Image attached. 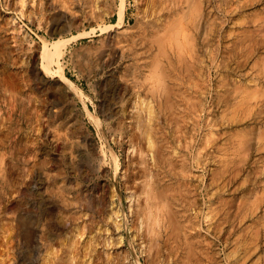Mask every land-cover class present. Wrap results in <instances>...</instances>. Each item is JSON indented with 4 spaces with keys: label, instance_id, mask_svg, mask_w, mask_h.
Segmentation results:
<instances>
[{
    "label": "rangeland",
    "instance_id": "1",
    "mask_svg": "<svg viewBox=\"0 0 264 264\" xmlns=\"http://www.w3.org/2000/svg\"><path fill=\"white\" fill-rule=\"evenodd\" d=\"M18 1L0 0V264H60L73 233L75 264H264V0Z\"/></svg>",
    "mask_w": 264,
    "mask_h": 264
},
{
    "label": "bare ground",
    "instance_id": "2",
    "mask_svg": "<svg viewBox=\"0 0 264 264\" xmlns=\"http://www.w3.org/2000/svg\"><path fill=\"white\" fill-rule=\"evenodd\" d=\"M18 2H20V4H21V8L23 7L24 8V2H26L25 0H20V1H18ZM18 4V3H17ZM18 6H20V5H18ZM122 14V13H121ZM122 17V16H121ZM173 23V22H172ZM171 23V24H172ZM169 25V24H168ZM171 27H172V25H171ZM201 28V27H200ZM166 29H167V26H166ZM168 29H169V27H168ZM170 29H173L174 30V26L172 27V28H170ZM17 30H18V28H17ZM169 31V30H168ZM176 31V30H175ZM180 31V30H179ZM177 32H178V30H177ZM160 33V35H161V32H158L157 34H159ZM164 34H166L165 33V30H164V32H163ZM169 33H170V31H169ZM173 33V32H172ZM186 33V32H185ZM174 34H176V32H174ZM177 34H179V33H177ZM84 35V34H83ZM185 36V35H184ZM158 37H159V35H158ZM162 37V36H161ZM169 37V36H168ZM172 37V36H171ZM176 37V36H175ZM186 37H187V33H186ZM147 38V37H146ZM178 38V37H177ZM153 39H154V37H153ZM157 39V38H156ZM162 39V38H161ZM67 40V39H66ZM66 40H62V39H59L58 41H55L53 44H52V48L51 49H49V47H48V45L46 44V43H44V45H43V47H42V58H43V60H44V62L46 61L47 63L46 64H44V68H46L47 70H48V72L49 73H51V74H57V73H61L62 72V69H61V62H59V60H60V58H61V56L63 55V48L65 47V45H67L66 43H68V40L66 41ZM173 40H175V38L173 39ZM70 41V40H69ZM157 41H158V39H157ZM163 41V40H162ZM161 41V42H162ZM151 42V41H150ZM164 42V41H163ZM176 43H177V40L175 41ZM165 43V42H164ZM157 45H158V42H157ZM180 46V44H176V46ZM154 46V45H153ZM152 46V47H153ZM162 46V45H161ZM175 46V47H176ZM178 46V47H179ZM176 49H180V47L179 48H176ZM171 50H172V48H171ZM170 51V50H169ZM168 51V52H169ZM182 51V50H181ZM162 53L164 52V51H161ZM160 52V53H161ZM175 52V51H174ZM174 52H172V53H174ZM180 52V51H179ZM178 52V54H177V57L179 56V53ZM156 54V53H155ZM154 54V55H155ZM175 54V53H174ZM182 54V53H181ZM166 55H168V54H165V58L167 59V57H166ZM172 55V54H171ZM186 55V54H185ZM163 56H164V54H163ZM169 56V55H168ZM155 57V56H154ZM159 57V56H158ZM171 57H173V56H171ZM175 57V56H174ZM169 59L170 60H172V58H170L169 57ZM178 59V58H177ZM180 59V58H179ZM182 59V58H181ZM156 61L158 60V59H155ZM154 60V61H155ZM168 60V59H167ZM155 61V62H156ZM177 61V60H176ZM187 61V60H186ZM186 61H184V62H186ZM154 62V63H155ZM161 62V66L164 64H162V61H160ZM168 63H169V61H167ZM174 62H175V59H174ZM183 62V63H184ZM57 64V66H58V70L56 71V72H53L52 71V69H51V66H52V64ZM153 63V64H154ZM179 63H182L181 61L179 62ZM152 64V65H153ZM157 64V63H156ZM175 64V63H174ZM186 64H188L187 62H186ZM181 65H183V64H181ZM185 65V64H184ZM157 66V65H156ZM169 66H170V64H169ZM152 67V66H151ZM159 67V66H158ZM174 67V66H173ZM153 68V67H152ZM161 68H163V67H161ZM190 68H192V67H190ZM161 70V69H160ZM159 70V71H160ZM168 70V69H167ZM173 70V69H172ZM156 71H158V70H156ZM155 71V72H156ZM163 71V70H162ZM169 71H170V69H169ZM164 72V71H163ZM162 72V73H163ZM132 73V72H131ZM182 73V72H181ZM156 74V73H155ZM155 74H153L154 76H155ZM153 75H152V77H153ZM157 75H159V74H157ZM162 75V74H161ZM168 76V75H167ZM176 76V75H175ZM159 77V76H158ZM161 77V76H160ZM159 77V78H160ZM189 77V76H188ZM163 78H164V76H163ZM162 78V79H163ZM170 78V77H169ZM173 78V77H172ZM171 78V79H172ZM184 78V77H183ZM166 79H167V77H166ZM140 81V80H139ZM159 81H162V80H159ZM164 81H165V79H164ZM141 82V81H140ZM182 82V81H181ZM162 84H163V81L161 82ZM180 83V82H179ZM165 84V86H166V83H164ZM152 85H155V84H152ZM160 86V85H159ZM168 86H169V83H168ZM149 87V86H148ZM154 88H155V86H153ZM161 87V86H160ZM163 87V86H162ZM170 87V86H169ZM151 88V87H150ZM150 88H148V90L150 89ZM152 90V89H151ZM150 90V91H151ZM153 91H154V89H153ZM168 91V90H167ZM157 92V91H156ZM162 92V91H161ZM163 92H165V91H163ZM169 92H171V91H169ZM176 92V91H175ZM155 93V92H154ZM163 94V93H162ZM171 94H172V92H171ZM179 94V93H178ZM156 95V94H155ZM164 95H166V94H164ZM173 95V94H172ZM158 97V96H157ZM156 97V98H157ZM162 97H163V95H162ZM165 97V96H164ZM168 96H166V98H167ZM169 97H171V96H169ZM177 97V96H176ZM161 98V97H160ZM165 98V99H166ZM183 98V97H182ZM161 99H163V98H161ZM170 99V98H169ZM161 101V100H160ZM166 101V102H165ZM165 101H163L162 103H167V100H165ZM170 102H171V100H170ZM167 104H169V102L167 103ZM167 104H164V105H167ZM161 105V104H160ZM163 105V106H164ZM168 106V105H167ZM173 106V105H172ZM171 107V106H170ZM134 108H135V113H136V117H135V120H136V127H137V129H136V131H137V136H139L138 138H140V140L143 142V144H144V146H145V148H146V150H147V152L149 151V152H151V153H153L154 151H155V149H157V147L156 146H158V145H156V142H155V137H156V134H155V132H157V131H155V127H154V120H155V111H154V108H153V105H152V102H151V100L149 99H144L143 97L141 98V97H138L137 96V99H136V101H135V103H134ZM172 108V107H171ZM164 109H166V108H164ZM175 108H173V109H169V110H171V112H172V110H174ZM162 111H163V109H162ZM177 111V110H176ZM59 116H62V115H59ZM174 116V115H173ZM165 117H166V115H165ZM65 118V117H64ZM167 118V117H166ZM172 120V119H171ZM158 133V132H157ZM161 134V133H160ZM59 135V134H58ZM159 135V134H158ZM158 137V136H157ZM159 140V139H158ZM83 141V140H82ZM78 142V141H77ZM141 142V143H142ZM77 146V145H76ZM73 147H75V146H73ZM78 147V146H77ZM104 148V147H103ZM57 150V149H56ZM63 150H65V149H63ZM158 152V151H157ZM102 156H104L105 157V155H106V151H104V150H102ZM146 154V153H145ZM150 154V153H149ZM159 154V153H158ZM157 154V155H158ZM63 155V154H62ZM152 155V154H151ZM165 155V154H164ZM169 155V154H168ZM166 156V155H165ZM170 156V155H169ZM168 156V157H169ZM65 157V156H64ZM97 158H98V160H97ZM97 158H95V159H93L94 160V165H96L97 166V164H98V166L99 167H103V161H105L104 159H103V157H101V158H99V157H97ZM152 158V157H151ZM153 158H155V157H153ZM152 158V159H153ZM160 158H162V157H160ZM165 158V157H164ZM156 159V158H155ZM161 160H164V159H161ZM115 161H116V166H115V170H116V172H117V169H118V162H117V159L115 158ZM154 161V160H153ZM172 161V160H171ZM112 162V161H111ZM163 162V161H162ZM181 162V161H180ZM105 163V162H104ZM169 163V162H168ZM174 164V163H173ZM108 165V164H107ZM176 165V164H175ZM175 165H174V167H175ZM164 166V165H163ZM108 168H110V166H108ZM72 169V168H71ZM103 169V168H102ZM170 169V168H169ZM173 169V168H172ZM175 169V168H174ZM114 170V171H115ZM176 170V169H175ZM98 171V170H97ZM96 171V172H97ZM109 172V171H108ZM120 172V171H119ZM155 172H157V171H155ZM178 172H179V169H178ZM184 172V171H183ZM118 173V172H117ZM159 172H157V174H158ZM174 173V172H173ZM59 174V173H58ZM181 174V173H180ZM98 176H100V175H98ZM167 178V177H166ZM178 179V178H177ZM167 180V179H166ZM174 180V179H173ZM63 181V180H62ZM160 183V182H159ZM179 183V182H178ZM180 184V183H179ZM164 185V184H163ZM159 186V185H158ZM165 187V186H164ZM62 188V187H61ZM158 189L160 188V187H157ZM157 188H156V190H157ZM162 188V187H161ZM168 188H170V187H167V189ZM146 190H148L147 188H146ZM155 190V191H156ZM58 191V190H57ZM59 191H60V189H59ZM152 191V190H151ZM149 191H147V193H148ZM156 193V192H155ZM57 194V193H56ZM59 194V193H58ZM63 194V193H62ZM152 194H153V192H152ZM167 193H166V190L164 189V188H162L160 191H159V196L158 197H160V202H161V204H163L161 207H162V209H160L158 212H160V214L159 215H161V218H162V226H163V228L166 230V231H168V233H169V230L171 229L172 230V232H171V234H169V237H170V235L172 236V237H174V239L176 238V240L178 241V239H180L181 238V236H183V235H181L180 234V232L179 231H181L180 230V228L178 227V224H180L179 223V221H176L175 220V216H173V214H175V213H173V211L171 210L172 208H170V202H169V197L167 198V195H166ZM184 194H185V192H184ZM154 195V194H153ZM183 197V196H182ZM151 198H154L155 199V196L154 197H151ZM157 198V197H156ZM170 198H171V196H170ZM184 198H185V196H184ZM104 199V198H103ZM150 199V198H149ZM173 199V198H172ZM183 200H185V199H183ZM109 201V200H108ZM171 201V200H170ZM176 201V200H175ZM174 201V202H175ZM180 201V200H179ZM160 202L159 203H157V204H159L160 205ZM171 202H173V201H171ZM179 203V202H178ZM114 204V203H113ZM148 204V203H147ZM105 205V204H104ZM109 205V204H108ZM112 205V204H111ZM158 205V206H159ZM151 206H152V210H154L153 209V204H151ZM156 207V208H159V207ZM147 207V206H146ZM178 207V206H177ZM182 208V207H181ZM174 209V208H173ZM101 210V209H100ZM148 210V209H147ZM147 210H145L146 212H147ZM151 209L149 210V212L150 211H152ZM156 211V210H155ZM103 212H105V211H103ZM146 212H145V214H146ZM149 212H148V214L147 215H149V216H155V215H151V214H149ZM175 212V211H174ZM177 212H179V211H177ZM185 212V211H184ZM107 213H108V211H107ZM143 213V212H142ZM153 213V212H152ZM155 213V212H154ZM187 213V212H186ZM108 214H110L112 217H114V219H118L119 218V211L117 210V209H114V208H111L110 209V211H109V213ZM156 214H158V213H156ZM107 215V214H106ZM143 215V214H142ZM146 215V216H147ZM111 217V218H112ZM156 217V216H155ZM145 218V217H144ZM147 218H149L148 219V221L151 219L150 217H147ZM178 218V217H177ZM188 218V217H187ZM108 220H109V218H107ZM142 219V218H141ZM157 220H158V218H156ZM182 219H184V218H182ZM143 220V219H142ZM141 220V221H142ZM155 220V219H154ZM179 220V219H178ZM144 221V220H143ZM160 221H161V219H160ZM145 222V221H144ZM151 222V221H150ZM147 223V222H146ZM146 223H145V225H146ZM178 223V224H177ZM143 224V223H142ZM155 224H157V222H156V220H155ZM155 224H154V226L153 227H155ZM161 224V223H160ZM183 224V223H182ZM159 225V224H158ZM160 226V225H159ZM181 226V225H180ZM151 228H152V226H151ZM156 228V227H155ZM155 228H152V229H154V230H156ZM159 228V227H158ZM151 229V230H152ZM187 229V228H186ZM185 229V230H186ZM150 230V229H149ZM151 230H150V234L153 232H151ZM163 230V229H162ZM184 230V229H183ZM184 230V234H185V232L187 231H185ZM190 231V230H189ZM188 232V231H187ZM193 232V231H192ZM195 232V231H194ZM146 233H147V231H146ZM158 233H159V229H158ZM162 233V232H161ZM161 233L159 234L160 236H161ZM189 233H187L186 235H188ZM194 234H196V233H194ZM69 235H71V234H69ZM167 235V234H166ZM181 235V236H180ZM151 236V235H150ZM185 236V235H184ZM192 236V235H191ZM197 236V235H196ZM75 237H77V235H76V233L74 234H72L71 235V237L68 239V246H67V248H66V257H64L65 259H62L63 260V262L65 263V264H75V262H76V255H79V253H78V248H77V246H76V242L75 241H73V238H75ZM187 237H190V235L189 236H187ZM171 238V237H170ZM191 238V237H190ZM192 238H193V236H192ZM191 238V239H192ZM195 238V240H197L196 239V237H194ZM184 239H186V238H184ZM189 238H187L186 239V242H183V245L185 246V243H188L189 242V240H188ZM77 240V239H76ZM194 240V241H195ZM171 241V240H170ZM173 241V240H172ZM182 241H185V240H182ZM188 241V242H187ZM193 241V242H194ZM165 242V241H164ZM174 242V241H173ZM172 242V243H173ZM180 242H181V240H180ZM158 243V242H157ZM66 244V243H65ZM171 244V243H170ZM173 244H175V243H173ZM181 244V243H180ZM179 244V245H180ZM191 244H193L192 243V241H191ZM191 244L190 243H188L186 246H187V251H188V254L189 255H191L192 256V254L194 253V248L195 247H193V246H196L197 244H193V246H191ZM199 245H200V243H198ZM78 245V244H77ZM166 245V244H165ZM177 245H178V243H177ZM176 244L175 245H172V248L173 249H175V247L177 246ZM178 245V246H179ZM182 245V247H184ZM159 246V245H158ZM157 246V247H158ZM173 246H175V247H173ZM186 246H185V248H186ZM168 247H170V246H168ZM180 247H181V245H180ZM181 247V248H182ZM202 247V246H201ZM171 248V247H170ZM178 247H176V249H177ZM178 249H180V248H178ZM183 249V248H182ZM161 250V249H160ZM167 250V249H166ZM168 250L169 251H171L169 248H168ZM184 250H186V249H184ZM197 250V249H196ZM196 250H195V252H196ZM174 251V250H173ZM181 251V250H180ZM82 252V251H81ZM183 252V251H182ZM186 252V251H185ZM198 253H200L199 252V250L197 251ZM161 253V252H160ZM187 253V252H186ZM173 254V253H172ZM175 254H178V250H177V253H176V251L174 252V254L173 255H175ZM171 255V254H170ZM194 255H196V259L200 262V260H201V258H199V257H197L198 256V254H193V256ZM201 255V254H200ZM188 256V255H187ZM79 257V256H78ZM81 257H82V254H81ZM80 257V258H81ZM84 258V257H83ZM178 258V257H177ZM185 258H187V257H185ZM195 258V257H194ZM82 259V258H81ZM176 259V258H175ZM180 259V258H179ZM188 259H192V258H188ZM188 259H185V260H188ZM203 259V258H202ZM65 260V261H64ZM174 260V259H173ZM172 260V261H173ZM181 260V259H180ZM184 259H183V262L185 261ZM189 260V261H190ZM197 260H194V261H197ZM45 261H47V260H45ZM45 261H43V262H45ZM176 261V260H175ZM188 261V262H189ZM193 261V262H194ZM197 261V262H198ZM61 262L62 261H60V264H61ZM62 262V264H64ZM79 262H80V260H79ZM179 262V261H178ZM182 262V261H181ZM193 262H192V264H193ZM198 262V263H199ZM203 262V261H202ZM46 263H48V262H45L44 264H46ZM81 263V262H80ZM86 264H87V262H85ZM177 263V262H176ZM185 263V262H184ZM195 263V262H194ZM201 263V262H200ZM199 263V264H200ZM178 264V263H177ZM187 264H191V263H187Z\"/></svg>",
    "mask_w": 264,
    "mask_h": 264
}]
</instances>
